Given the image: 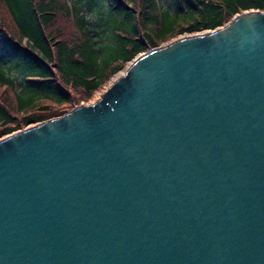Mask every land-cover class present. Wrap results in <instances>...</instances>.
<instances>
[{
  "label": "water",
  "instance_id": "obj_1",
  "mask_svg": "<svg viewBox=\"0 0 264 264\" xmlns=\"http://www.w3.org/2000/svg\"><path fill=\"white\" fill-rule=\"evenodd\" d=\"M127 67L0 141V264H264V12Z\"/></svg>",
  "mask_w": 264,
  "mask_h": 264
},
{
  "label": "trees",
  "instance_id": "obj_2",
  "mask_svg": "<svg viewBox=\"0 0 264 264\" xmlns=\"http://www.w3.org/2000/svg\"><path fill=\"white\" fill-rule=\"evenodd\" d=\"M264 0H0V141L87 103L128 62Z\"/></svg>",
  "mask_w": 264,
  "mask_h": 264
},
{
  "label": "rangeland",
  "instance_id": "obj_3",
  "mask_svg": "<svg viewBox=\"0 0 264 264\" xmlns=\"http://www.w3.org/2000/svg\"><path fill=\"white\" fill-rule=\"evenodd\" d=\"M217 29H219V28H217ZM204 32V31H203ZM182 36H184V35H182ZM172 41H176L175 39H172V40H169V42H172ZM169 42H167V43H163V45H167V44H169ZM143 54V53H142ZM141 55V54H140ZM137 56H139V55H137ZM132 62V61H131ZM130 62H128L127 63V65L129 64ZM128 67L126 66V69H127ZM126 69H124L123 71H120V72H118V73H116V75L113 77V78H111V80L105 85V87L103 88V90L101 91V92H97L96 94H95V96L91 99V100H89V101H87V103H81V105H85V104H95V101L96 100H98V99H100V97L105 93V91H106V89L112 84V83H114V82H116V80L120 77V76H122V75H124V73L126 72ZM80 105V106H81ZM76 107H79V106H75V107H73V108H76ZM73 109H70L69 111H67L66 113H68V112H70V111H72Z\"/></svg>",
  "mask_w": 264,
  "mask_h": 264
},
{
  "label": "bare ground",
  "instance_id": "obj_4",
  "mask_svg": "<svg viewBox=\"0 0 264 264\" xmlns=\"http://www.w3.org/2000/svg\"><path fill=\"white\" fill-rule=\"evenodd\" d=\"M206 33H208V32H206ZM206 35H208V34H206Z\"/></svg>",
  "mask_w": 264,
  "mask_h": 264
}]
</instances>
